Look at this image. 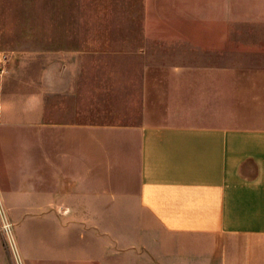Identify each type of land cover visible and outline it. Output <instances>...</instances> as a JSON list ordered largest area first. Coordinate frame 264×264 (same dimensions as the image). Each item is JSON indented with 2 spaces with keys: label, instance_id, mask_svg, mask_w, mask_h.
Listing matches in <instances>:
<instances>
[{
  "label": "crops",
  "instance_id": "0c3cea01",
  "mask_svg": "<svg viewBox=\"0 0 264 264\" xmlns=\"http://www.w3.org/2000/svg\"><path fill=\"white\" fill-rule=\"evenodd\" d=\"M257 1L248 17L264 24ZM248 33L258 39L246 45L264 52V26ZM50 94L29 105L32 121L3 129L30 132L4 167L19 170L10 158H24L39 174L2 195L21 264H264V120L105 122L106 104L82 108L70 89ZM256 103L264 114V95ZM1 250L0 264H12Z\"/></svg>",
  "mask_w": 264,
  "mask_h": 264
},
{
  "label": "rangeland",
  "instance_id": "374dc122",
  "mask_svg": "<svg viewBox=\"0 0 264 264\" xmlns=\"http://www.w3.org/2000/svg\"><path fill=\"white\" fill-rule=\"evenodd\" d=\"M259 9L257 0H0L5 256L10 260L13 252L1 228L2 195L39 179L24 158H10L20 162L19 170L4 167L30 133L5 131V125L32 121L29 105L50 103V92L60 89L73 91L82 108L106 104L105 122L254 125L264 120L255 113L257 97L264 95V66L257 65L264 52L246 44L258 39L249 30L264 26L248 17ZM227 31L229 46L215 45L218 38L226 43ZM13 135L22 137L21 144L10 140Z\"/></svg>",
  "mask_w": 264,
  "mask_h": 264
},
{
  "label": "built area",
  "instance_id": "2783aa9c",
  "mask_svg": "<svg viewBox=\"0 0 264 264\" xmlns=\"http://www.w3.org/2000/svg\"><path fill=\"white\" fill-rule=\"evenodd\" d=\"M1 228H2V232L7 236L9 245L12 249L13 257H14V264H21L15 252V247H14V242H13V237H12V231H13L12 226L9 221L3 218V216H2Z\"/></svg>",
  "mask_w": 264,
  "mask_h": 264
}]
</instances>
